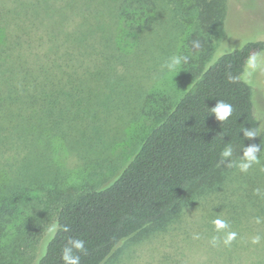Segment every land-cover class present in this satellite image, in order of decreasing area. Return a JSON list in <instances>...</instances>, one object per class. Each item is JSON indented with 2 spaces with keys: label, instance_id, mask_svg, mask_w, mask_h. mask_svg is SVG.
Returning a JSON list of instances; mask_svg holds the SVG:
<instances>
[{
  "label": "trees",
  "instance_id": "1",
  "mask_svg": "<svg viewBox=\"0 0 264 264\" xmlns=\"http://www.w3.org/2000/svg\"><path fill=\"white\" fill-rule=\"evenodd\" d=\"M182 1H188V11L196 14L194 31L186 43L190 49L201 51L202 64L208 63L111 182L99 188L85 187L77 194L71 190L50 193V212L28 217L18 227L13 242L24 243L21 264H31L35 259L37 243L49 222L53 223L50 237L36 264H64L62 250L69 238L84 241L85 251L75 252L80 264H103L121 242L150 225L162 224L185 200L211 196L225 177L223 173L220 178L222 151L249 146L260 134L252 88L241 74L246 60L264 50V40L245 42L217 54L215 43L218 46L225 34L227 0H177V4ZM106 2L111 3L107 17L103 15ZM156 2L159 0H0V122L5 129L25 125L35 135L31 117L60 109L58 98L70 93L68 81L75 76L68 66L86 65L95 58L100 46L111 43L113 25L129 32L147 28L158 9ZM93 94L87 90L86 99L91 103L99 99ZM219 100L232 106L231 115L224 121H218L211 112ZM63 113L43 116L38 127L44 124L49 136L60 135L62 128L51 125L57 124ZM244 129L254 130L256 136L245 137ZM86 133V128H81L72 139L82 141ZM262 163L251 172L248 169L250 179L242 195L219 206L226 208L229 218L221 220L230 227L221 236L223 240L215 237L216 243L222 244L229 232H235L236 237L230 245L223 243L222 251L220 247L208 248L209 258L215 262L224 255H245L238 241L256 234L264 236ZM253 178L254 187H249ZM223 198L217 196L215 201ZM2 212L0 234L8 221ZM8 249L14 248L0 242V256ZM251 264H264V255Z\"/></svg>",
  "mask_w": 264,
  "mask_h": 264
},
{
  "label": "rangeland",
  "instance_id": "2",
  "mask_svg": "<svg viewBox=\"0 0 264 264\" xmlns=\"http://www.w3.org/2000/svg\"><path fill=\"white\" fill-rule=\"evenodd\" d=\"M226 2L225 34L218 46L215 43L217 54L239 48L245 42L264 40V0ZM156 3L158 9L147 28L137 27L129 32L113 25L111 43L100 46L95 58L86 65L68 66L67 70L75 76L68 81L70 93L58 98L60 109L31 117L36 125L35 135L25 125L5 129L0 122V212L8 220L0 242L14 248L1 254V264L23 262L26 249L22 241L13 242L15 231L28 217L50 212V193L71 190L77 194L85 187L99 188L111 182L208 63L202 64L201 51L190 49L186 43L196 20V14L188 11V1L180 5L177 0ZM104 10L107 17L110 2H106ZM173 56H187L188 61L169 71L165 65ZM241 78L252 88L254 113L260 124L256 140L246 147H233L232 155L223 158L220 178L223 173L225 177L211 196L199 201L185 200L162 224L150 225L121 242L103 264H251L264 255V236L257 234L243 241L236 239L245 255H224L219 262L208 255L209 247L223 250L224 242L213 245L212 240H223L221 236L227 233H216L213 227L214 220L229 218L226 208L219 206L226 199L237 200L250 179L246 176L248 170L242 172L239 168L244 151L248 147L258 149L255 154L259 163L253 164L250 172L264 161V50L246 60ZM87 90L99 99L89 102ZM20 113L24 116L23 111ZM52 113L56 117L64 114L56 120L57 124L51 125L62 128L60 135L56 132L49 136L44 124L43 128L38 127L39 121H44L42 117ZM81 128H86V137L73 140L72 135ZM251 181L249 187H254L256 179ZM217 196L224 197L223 201H215ZM47 225L31 264L37 263L50 237L53 223ZM257 236L259 242L253 243Z\"/></svg>",
  "mask_w": 264,
  "mask_h": 264
},
{
  "label": "clouds",
  "instance_id": "3",
  "mask_svg": "<svg viewBox=\"0 0 264 264\" xmlns=\"http://www.w3.org/2000/svg\"><path fill=\"white\" fill-rule=\"evenodd\" d=\"M188 57L187 56H173L171 57L168 62L166 63V67L169 71H175L181 63H187ZM211 112L215 114V117L218 121L226 120L232 113V106L224 101L219 100L215 107L211 108ZM245 137L252 138L256 136V132L254 130L244 129ZM258 149L256 147H248L244 151V156L242 158V162L239 164V168L242 172H246L253 164L259 163L257 159L256 152ZM232 155V148L226 147L222 153V158L229 157ZM215 228L217 231L225 230L228 228V224L226 221L221 219H216L213 221ZM65 231L69 229L65 228ZM236 233L229 232L227 234V238L224 240V244L230 245L232 240L235 239ZM198 238V237H197ZM260 237L257 236L253 239V243H258ZM213 245L216 244V238L213 237L212 240ZM84 241L75 238H69L67 244L62 250V259L64 264H80V256L76 255L75 252H84Z\"/></svg>",
  "mask_w": 264,
  "mask_h": 264
}]
</instances>
